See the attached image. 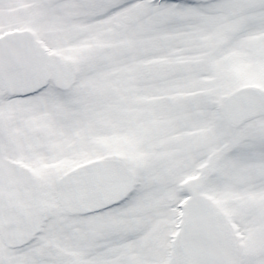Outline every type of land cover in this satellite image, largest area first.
I'll use <instances>...</instances> for the list:
<instances>
[{
    "label": "snow or ice",
    "instance_id": "snow-or-ice-1",
    "mask_svg": "<svg viewBox=\"0 0 264 264\" xmlns=\"http://www.w3.org/2000/svg\"><path fill=\"white\" fill-rule=\"evenodd\" d=\"M0 264H264V0H0Z\"/></svg>",
    "mask_w": 264,
    "mask_h": 264
}]
</instances>
